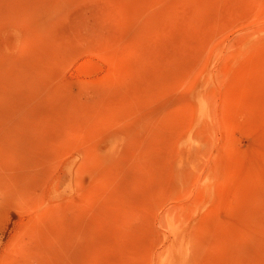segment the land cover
<instances>
[{
	"label": "rangeland",
	"instance_id": "1",
	"mask_svg": "<svg viewBox=\"0 0 264 264\" xmlns=\"http://www.w3.org/2000/svg\"><path fill=\"white\" fill-rule=\"evenodd\" d=\"M0 264H264V0H0Z\"/></svg>",
	"mask_w": 264,
	"mask_h": 264
},
{
	"label": "bare ground",
	"instance_id": "2",
	"mask_svg": "<svg viewBox=\"0 0 264 264\" xmlns=\"http://www.w3.org/2000/svg\"><path fill=\"white\" fill-rule=\"evenodd\" d=\"M198 110L200 111V112H199V113H200V115H203V112H204V107H203V105H202V103H201V102L198 104Z\"/></svg>",
	"mask_w": 264,
	"mask_h": 264
}]
</instances>
